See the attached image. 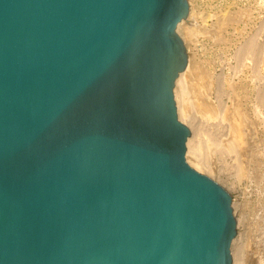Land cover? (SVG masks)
<instances>
[{
    "label": "water",
    "instance_id": "95a60500",
    "mask_svg": "<svg viewBox=\"0 0 264 264\" xmlns=\"http://www.w3.org/2000/svg\"><path fill=\"white\" fill-rule=\"evenodd\" d=\"M189 0H0V264H233L232 195L187 160Z\"/></svg>",
    "mask_w": 264,
    "mask_h": 264
},
{
    "label": "rangeland",
    "instance_id": "374dc122",
    "mask_svg": "<svg viewBox=\"0 0 264 264\" xmlns=\"http://www.w3.org/2000/svg\"><path fill=\"white\" fill-rule=\"evenodd\" d=\"M189 2L190 10L196 8L200 15L199 18L210 14V18L207 16L208 18L199 19L200 23L206 21L207 25L208 22L207 27L212 28L208 29L210 34L204 33L203 35V32H199L198 34H201L197 35L198 42H196L195 49H187V51L189 56H195L193 57L195 60L208 62L213 68L215 79L222 87L220 91H223L222 99L218 101L215 98V88L218 84L217 82L213 84L212 92L217 103L222 106L223 101L226 100V93L230 91L227 82L232 76L234 82L238 85L242 83L243 87L256 73L259 74L260 81L264 82L262 64L264 59V0H189ZM224 14L230 17L225 18ZM221 19H226V21H220ZM249 39H254L255 42H253L256 45V55L253 60L246 58L243 50ZM241 85L238 88V92H241L239 96H242V100L245 98L246 102H242L248 111L252 112L253 110L249 108L252 106V101L249 98H243L246 91H243L245 88ZM197 116L196 123L199 124L197 130L188 124L192 130L189 139L201 145L197 153L215 167L199 165L198 168L192 163L193 153L189 161L192 166L222 184L232 195L233 209L237 219V235L232 243L233 258L239 257V264H264V231H262L264 227V122L260 116L256 118L254 112L249 115L250 118L255 117L256 121L252 119L255 122L253 123L250 120L251 127L248 126L247 138L253 139V136H256L257 139L250 138L252 141L249 144L238 149L246 154L242 158L246 165L249 163V167L247 166L249 170H247L251 171L248 172V176L252 173L254 176L239 179L236 175V160L227 153L224 146L231 137L229 121L221 117L207 120ZM254 126L258 128V131L254 130ZM209 136L212 142L208 141ZM251 176L254 178L252 179ZM250 178L251 180L248 181ZM256 178L257 181L254 180Z\"/></svg>",
    "mask_w": 264,
    "mask_h": 264
},
{
    "label": "bare ground",
    "instance_id": "6f19581e",
    "mask_svg": "<svg viewBox=\"0 0 264 264\" xmlns=\"http://www.w3.org/2000/svg\"><path fill=\"white\" fill-rule=\"evenodd\" d=\"M209 15L206 14V15H204V16L202 15V16L205 18L207 16L209 17ZM198 16H200L199 12L196 10V8H192L189 11L188 16L186 18H184L178 24V27H177L178 34L180 35V37L184 41V44L186 45L187 49H190V50L195 49L196 42H198L197 37L202 32H203V35H204V33L210 34V33H208V31H209L208 29H212V28L207 27L208 22H207V25L205 24L206 21L200 23L199 19H201L203 17L199 18ZM223 16H225V18L230 17V16H226V14H224ZM222 20L226 21V19H221L220 21H222ZM222 23H224V22H221L220 24H222ZM199 32H201V33L198 34ZM253 41H254V39L253 40L249 39V41L245 44V47L243 48L244 53H245V57L246 58H252V60H253V57L256 55V45L254 43L255 41L254 42ZM195 51H194V53H195ZM193 57H195V56H192V55L189 56L188 55V63L186 65V68L182 72H180L178 78L176 79V85H175L174 92H175V98H176V103H177V107H178L179 117L183 122H185L186 124H190L196 130H197V126L199 125V124L197 125V123H196V115L201 116L202 118H206L207 120L208 119H215L217 117H221L224 120L227 119L229 121L228 127L231 131V137H230V139H228L227 143L224 144L225 149H226L227 153L231 157L235 158V160H236V164H237V170H236L237 174L236 175H237V177H239V179L244 178L245 176L247 177L248 172L251 171V170L248 171L249 169L247 168L249 163L247 165L244 163L245 161L242 157L245 153L240 151L238 148H241V147L243 148V146H246L252 140L257 139L256 136H253L254 137L253 139L250 137L252 140L250 138H247L248 126L251 127L250 120L252 121V119H254L256 121V118L260 116L262 121L264 122V82L260 81L259 74L256 73V74L252 75V79L250 82L247 83V85L245 83V86L243 87V84L242 83H241L242 85L240 84L241 87L245 88V90H243V91L244 92L246 91L244 93L245 96H243V98L246 97V98H249L250 101H252V106L251 107L248 106V107L253 110V111L252 110L251 111L254 112V115L256 118L255 117L250 118L249 115L252 114V112H249L246 105H244V103L242 102V101H245L244 100L245 98L242 100V96L241 97L239 96V93H241V92H238V88L240 85H238L237 82H234L235 80L232 79L233 76L231 79H229V82H227V84H228L227 86L230 88V91L228 90L229 92L226 93L227 94L226 100H224L222 106H220L219 103H217V102L222 99V96H223L222 92L223 91L222 92L220 91V88H222V87H220V85L218 84L219 82H217L215 79V72H214L213 68L209 66L210 64L208 62H206V63H204L205 61L199 62V61L195 60ZM262 64H263V68H264V59H263ZM236 69H238V68H236ZM234 71L238 72V70H234ZM226 78H225V80H226ZM216 82L218 85H217V88H215L216 90L214 89L216 92V97H215V96H213L212 91L214 88L213 84ZM214 97L217 98L218 101L215 100ZM249 103H251V102H249ZM253 123H255V122H253ZM248 124H250V125H248ZM254 128H255V126H254ZM198 129H200V127H198ZM254 130L258 131V128H255ZM257 133H259V132H257ZM260 138H262V137H260ZM211 140H210V136H209L208 141H211ZM187 145H188V150H187L186 156H187V160L190 164H191V161H189V160H190V158L192 159L191 153H193L194 156L192 159V161H193L192 163H194V165L197 166L198 168L201 165L204 167L205 166L206 167H215L212 164H209V162L205 158H203L201 155H199V153H197V149H199V146H201V145L192 142V139L188 140ZM246 161H247V159H246ZM250 175H253V173ZM250 175L247 177V179L250 177ZM257 175L259 176V174H257ZM253 178L254 177H252V179ZM257 178L254 180L257 181ZM250 180H251V178L248 181H250ZM260 182H261V180H260ZM262 231H264V227L262 228ZM233 264H239V257L236 256V258L235 257L233 258Z\"/></svg>",
    "mask_w": 264,
    "mask_h": 264
}]
</instances>
